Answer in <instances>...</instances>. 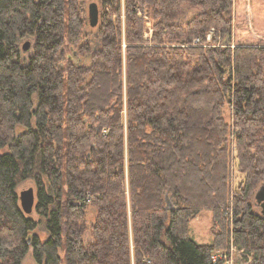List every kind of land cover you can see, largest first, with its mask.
<instances>
[{
	"label": "trees",
	"instance_id": "16d2710c",
	"mask_svg": "<svg viewBox=\"0 0 264 264\" xmlns=\"http://www.w3.org/2000/svg\"><path fill=\"white\" fill-rule=\"evenodd\" d=\"M84 1L0 0V264H214L231 236L264 264V0H99L91 39ZM212 29L228 46H206ZM203 211L212 245L189 234Z\"/></svg>",
	"mask_w": 264,
	"mask_h": 264
},
{
	"label": "rangeland",
	"instance_id": "374dc122",
	"mask_svg": "<svg viewBox=\"0 0 264 264\" xmlns=\"http://www.w3.org/2000/svg\"><path fill=\"white\" fill-rule=\"evenodd\" d=\"M93 4H97L99 7V11H100L99 0H85L83 7H82V9H83L82 16L88 24L87 37L90 39L96 35V30H97L96 28H92L90 26V22H89L90 6ZM139 17H143V15L140 14ZM122 18L123 19L125 18L123 13H122ZM183 20H186V16H185V18H183ZM146 21H147V24H146V28H145V40L148 42H151L153 40L154 35H155L153 22L149 19H147ZM211 32L213 35L210 34ZM209 34L211 35V39L210 40L207 39L208 45H206V46H213V47L214 46H216V47L228 46L226 44L222 45L223 43L221 41L223 39L219 34L217 35V31L215 29H212L209 32ZM208 35H207V37H208ZM196 41H198V40H196ZM26 42L27 41H23L21 43V45L24 46V44ZM230 116H231L230 109L228 106H226L224 109V117H225L226 122L231 125ZM228 149H229L230 155H231V159H230L231 160V168H230V176H229L230 177V179H229L230 188L229 189H230V193H231L230 197H231V199L234 200V196L237 195L238 187L241 185V183H244L246 177L239 172V167H238L239 164H238L237 153H236V148H235L233 138H229ZM4 152L6 153L7 150H5ZM261 186L262 185L259 186L258 190L260 189ZM29 189L34 190V193L36 195V204H35V209H34L33 214L31 216H28V217L33 219L36 222H39V215L36 212V206L38 203L37 187L34 184V182L32 180H25V181L20 182L18 185V188H17V194L20 197V194L22 192L27 191ZM19 203H20V199H19ZM231 204H232V202H231ZM252 204H253L254 213L262 216L263 209L257 205L255 198H253ZM20 207H21V203H20ZM232 210L233 209H232V205H231L230 209L227 211L231 212L232 215L229 214L227 216V213H225L223 216L224 220L229 221L230 231H232L234 229V226L232 225V222H233L232 221L233 220V218H232L233 211ZM94 218H95V216H94L93 210H89V216H88L89 225L92 223V221H94ZM221 229H222V227L220 225L216 226L214 224V216H213V213L210 211L201 212L189 224L190 237L193 241H195L199 245L215 244L216 236L221 235L220 234ZM33 235H37L42 242H45L48 239V234L45 230L43 223L39 225L38 229L33 233ZM233 240H234L233 236H231V241L229 242V245L225 244L222 248H217L212 256H216V257H220V258H221V256H224L226 258V261L224 264H227V263L228 264H249V262H246V259L243 255L242 251H239V249L233 244ZM60 257L62 258V261L64 262V253L63 252L60 253ZM23 264H34V260H33V257L31 254H29L25 258Z\"/></svg>",
	"mask_w": 264,
	"mask_h": 264
},
{
	"label": "water",
	"instance_id": "95a60500",
	"mask_svg": "<svg viewBox=\"0 0 264 264\" xmlns=\"http://www.w3.org/2000/svg\"><path fill=\"white\" fill-rule=\"evenodd\" d=\"M99 19H100L99 7L97 4H93L90 6V13H89L90 26L92 28H96L99 24ZM28 48L29 45L27 44L25 46V50H28ZM19 199L24 214L27 216H31L34 212L35 204H36V195L34 193V190L29 189L27 191L22 192L20 194ZM255 200L257 202V205L263 209L262 215L264 216V184L257 191L255 195ZM166 201H167V209L171 210L173 208V205L171 201L168 199V197L166 198Z\"/></svg>",
	"mask_w": 264,
	"mask_h": 264
},
{
	"label": "built area",
	"instance_id": "2783aa9c",
	"mask_svg": "<svg viewBox=\"0 0 264 264\" xmlns=\"http://www.w3.org/2000/svg\"><path fill=\"white\" fill-rule=\"evenodd\" d=\"M210 34L213 35L212 32ZM210 34L207 37L208 40L211 39V35ZM198 42L199 41H196L195 44H197ZM211 260L213 261L214 264H224L225 261H226V258L224 256H221V258L220 257H216V256H212Z\"/></svg>",
	"mask_w": 264,
	"mask_h": 264
}]
</instances>
